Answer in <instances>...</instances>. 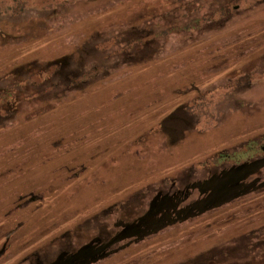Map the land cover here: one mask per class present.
Instances as JSON below:
<instances>
[{
  "label": "rangeland",
  "instance_id": "rangeland-1",
  "mask_svg": "<svg viewBox=\"0 0 264 264\" xmlns=\"http://www.w3.org/2000/svg\"><path fill=\"white\" fill-rule=\"evenodd\" d=\"M2 110L0 264H264V0H0Z\"/></svg>",
  "mask_w": 264,
  "mask_h": 264
},
{
  "label": "trees",
  "instance_id": "trees-1",
  "mask_svg": "<svg viewBox=\"0 0 264 264\" xmlns=\"http://www.w3.org/2000/svg\"><path fill=\"white\" fill-rule=\"evenodd\" d=\"M117 41H120V40H117ZM111 45L118 46L119 47V43L118 42H112ZM69 58L71 59V57H69ZM57 66H58V63L57 62H50L49 64H47V66H46L45 69H37V71H36V73H34L33 77L31 76V78H23V79H20L21 81H23L22 83L18 82V80H17L15 82H13L10 86H6L4 88V91H3L2 94H3V97L5 99H9L7 101L10 102V103H7V104L8 105H11V106H12V103L18 105L19 104V101L18 100L20 99V97L23 96L24 94L28 93V91L23 92V93H20V92H22L24 90V88H26V86L29 83L34 84L35 81H36L39 84H44V83L49 82V77L51 78L53 76V74H52V72H50V70H51V68H54V67H57ZM66 72H68V73H76L77 71L76 70H66ZM79 73H81V70H80ZM101 75L104 76V72ZM84 76H85V73L77 79L78 74H77V76L75 75L74 78H73V80L72 79L69 80L70 83H71L70 85L64 86L65 88L63 89L62 92H56V93L50 95L48 97V100L51 101V102H55V101H57L58 99H60L62 97V93H66L67 91H72L71 89L77 90L78 87L79 88H82L84 85H86V82L88 81V80H86V81L83 80L84 79ZM31 79L32 80L34 79L35 81H31ZM57 86H58L57 83L50 82L47 85V89L48 90H54V89H56ZM35 92H37V91H35ZM30 93H32V92H30ZM42 97L36 95L35 96V99L36 100H42ZM11 99H14V100L12 101ZM15 99H17V100H15ZM11 101H12V103H11ZM41 108L42 109L39 112L51 111V110H53L54 107L51 106V104H49V105H44ZM14 111H15V107H14ZM39 112L37 114H35V115H41V114H43V113H39ZM0 113H2L3 115H5V117H11V112H8L9 115H6V110H2V111H0ZM7 119H10V118H7ZM248 148H249L250 151L255 152L254 150H251V146H248ZM261 151L263 152L264 149L261 148ZM224 158H225V156H223V154H219V156H218V160L219 161L224 160ZM250 164H252V163H250ZM34 201H35V197L32 196L29 199V203H33ZM165 208L168 211H172L171 208H167V207H165ZM182 212H184V210L183 209H180V210H178L176 212V215H180Z\"/></svg>",
  "mask_w": 264,
  "mask_h": 264
}]
</instances>
